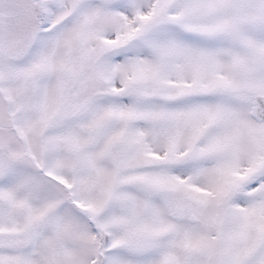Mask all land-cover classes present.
<instances>
[{
	"label": "snow or ice",
	"instance_id": "obj_1",
	"mask_svg": "<svg viewBox=\"0 0 264 264\" xmlns=\"http://www.w3.org/2000/svg\"><path fill=\"white\" fill-rule=\"evenodd\" d=\"M0 264H264V0H0Z\"/></svg>",
	"mask_w": 264,
	"mask_h": 264
}]
</instances>
